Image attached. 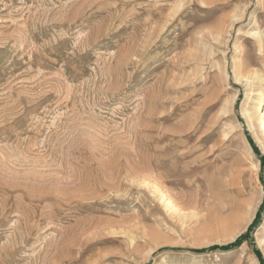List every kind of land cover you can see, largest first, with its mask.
I'll use <instances>...</instances> for the list:
<instances>
[{"label":"rangeland","instance_id":"obj_1","mask_svg":"<svg viewBox=\"0 0 264 264\" xmlns=\"http://www.w3.org/2000/svg\"><path fill=\"white\" fill-rule=\"evenodd\" d=\"M250 98L264 0H0V264H264Z\"/></svg>","mask_w":264,"mask_h":264},{"label":"bare ground","instance_id":"obj_2","mask_svg":"<svg viewBox=\"0 0 264 264\" xmlns=\"http://www.w3.org/2000/svg\"><path fill=\"white\" fill-rule=\"evenodd\" d=\"M177 8V7H176ZM220 29H222V28H220ZM224 30V29H223ZM225 31V30H224ZM223 32H218V34H216V33H211V38L213 39V40H215V41H217V40H219L218 38H219V36H221V34H222ZM254 34V33H253ZM252 34V35H253ZM222 35H224V33L222 34ZM254 35H256V34H254ZM218 37V38H217ZM255 37V36H254ZM260 39V38H259ZM261 39H262V37H261ZM260 39V40H261ZM259 41V40H258ZM263 41V40H262ZM259 44H260V41H259ZM242 65V64H241ZM240 65V66H241ZM245 67V66H244ZM245 69V68H244ZM250 69V68H249ZM241 70H242V68H241ZM244 71V70H243ZM248 72H250L249 73V75H247V76H244V77H242L243 76V74H242V76L239 78V81H241V80H244L246 83H248L249 81H250V79H253V77H256V73H255V71L253 70V71H248ZM245 73V72H244ZM244 75H246V74H244ZM258 75V74H257ZM254 80V79H253ZM250 83V82H249ZM252 98H250V101H249V103L247 104V107H246V110H245V116H246V119L249 121V122H251L252 123V121L254 120V119H256V121H259L260 120V122L262 123L261 125H262V129H261V133H262V136H263V138H264V98H262L260 101H259V104H258V106L255 108L254 106L252 107L251 105H252ZM259 115H260V117H259ZM250 123V124H251ZM193 152H190L189 153V155H191ZM200 160V164H198L197 162H199V161H196L195 160V163H196V168L194 169V170H192V172H191V174H190V176H189V178L187 179L186 178V181H185V185L187 186V185H189L190 186V188L193 190V191H196V193H198V194H203V190H202V188L199 186V187H195V185H193V184H196V182H198L197 180H204V181H207V184L209 183V181L211 180V179H213V177H212V175L210 176V174H209V171H211L213 168H215L214 167V165H211V164H209L207 161H206V157H203V158H200V157H198ZM193 162V161H192ZM191 164V163H190ZM193 164V163H192ZM201 165H203V166H206L205 167V169L204 170H202L201 172H199V169L198 168H200V166ZM199 166V167H198ZM254 168H255V166H253ZM180 183V182H179ZM185 185H182L183 187L185 186ZM205 185H206V183H205ZM192 186H194L193 188H192ZM202 186V185H201ZM207 186V185H206ZM210 187V183L208 184V188ZM210 190V189H209ZM211 192V191H210ZM170 205V204H169ZM261 244H264V240H262L261 241Z\"/></svg>","mask_w":264,"mask_h":264},{"label":"trees","instance_id":"obj_3","mask_svg":"<svg viewBox=\"0 0 264 264\" xmlns=\"http://www.w3.org/2000/svg\"><path fill=\"white\" fill-rule=\"evenodd\" d=\"M251 230H253V229H251ZM247 237H248V235L243 236L242 238H240V239L237 241V243L243 242L244 240L247 239ZM212 249H214V250H221V249H217V247H214V248H212Z\"/></svg>","mask_w":264,"mask_h":264}]
</instances>
